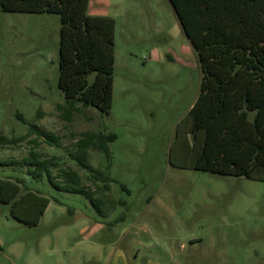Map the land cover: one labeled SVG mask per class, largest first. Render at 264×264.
<instances>
[{"label":"rangeland","instance_id":"1","mask_svg":"<svg viewBox=\"0 0 264 264\" xmlns=\"http://www.w3.org/2000/svg\"><path fill=\"white\" fill-rule=\"evenodd\" d=\"M87 15L115 23L111 109L77 102L68 122L58 110L59 15L0 11V135L35 124L60 138L59 147L40 139L33 146L34 136L1 147L0 160L34 147L99 195L74 146L85 132L115 134L109 159L89 150L86 160L111 179L103 191L110 203L102 218L82 195L19 174L50 202L36 226L0 204V264H264V183L191 168L197 149L186 122L201 72L169 1L89 0ZM9 174L0 168V177Z\"/></svg>","mask_w":264,"mask_h":264},{"label":"trees","instance_id":"2","mask_svg":"<svg viewBox=\"0 0 264 264\" xmlns=\"http://www.w3.org/2000/svg\"><path fill=\"white\" fill-rule=\"evenodd\" d=\"M168 1L181 32L198 56L201 72L199 92L186 122L197 149L191 168L264 183V0ZM88 3L0 0L2 12L59 15L58 89L65 104L58 105V110L68 122L78 113L77 102L103 114L111 109L115 23L109 17L88 16ZM90 74L92 81L87 78ZM32 136L29 142L33 146L40 139L50 147H59L57 135L35 124L21 137L0 135V146L15 145ZM115 140L112 133L85 132L74 146L75 163L88 173L101 191L99 195L81 183L75 170L42 158L33 147L21 160H0V168L11 171L0 177V204H10V216L22 224L39 223L50 201L27 189L19 175L24 173L33 180L45 177L57 192L82 195L104 218V207L110 203L105 194L112 181L86 160L89 150L102 152L109 159V144ZM121 188L128 192L123 185ZM123 220L124 215L106 226L111 228Z\"/></svg>","mask_w":264,"mask_h":264},{"label":"crops","instance_id":"3","mask_svg":"<svg viewBox=\"0 0 264 264\" xmlns=\"http://www.w3.org/2000/svg\"><path fill=\"white\" fill-rule=\"evenodd\" d=\"M25 134H26V133H25ZM25 134H23V135H25ZM23 135H20V136H11V137H21V136H23ZM7 138H10V137H7ZM30 138H31V137H30ZM30 138H29V139H30ZM32 140H33V139H32ZM20 143H21V142H20ZM20 143H18V144H20ZM10 146H14V145H10ZM1 147H7V146H0V148H1ZM24 158H25V157H24ZM8 159L21 160V159H23V158H21V159L19 158V159H18V158H15V157H10V158H7V160H8Z\"/></svg>","mask_w":264,"mask_h":264}]
</instances>
